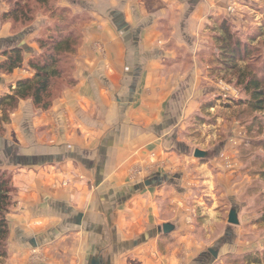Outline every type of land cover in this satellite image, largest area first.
Segmentation results:
<instances>
[{
  "label": "crops",
  "instance_id": "0c3cea01",
  "mask_svg": "<svg viewBox=\"0 0 264 264\" xmlns=\"http://www.w3.org/2000/svg\"><path fill=\"white\" fill-rule=\"evenodd\" d=\"M55 6L85 19L77 23L74 85L45 111L20 101L0 123V172L14 191L5 264H178L176 251L165 255L158 245L174 234L182 257L195 252L185 228L189 174L179 167L191 162L197 137L191 123H203L195 119L216 108L202 109L218 97L210 71L212 4L56 0ZM6 11L0 0V63L3 51L21 48L23 64L0 72V98L33 77L28 61L40 54L35 40L50 24L40 14L13 34L1 20ZM163 224L173 231L163 235ZM197 258L185 264H210L204 253Z\"/></svg>",
  "mask_w": 264,
  "mask_h": 264
},
{
  "label": "rangeland",
  "instance_id": "374dc122",
  "mask_svg": "<svg viewBox=\"0 0 264 264\" xmlns=\"http://www.w3.org/2000/svg\"><path fill=\"white\" fill-rule=\"evenodd\" d=\"M210 3L216 15L211 17L214 64L210 71L216 79V82L212 80L217 89L214 95L218 97L206 99L205 105L214 104L216 108L195 119L203 123H191L197 136L192 147L204 149L209 156L203 162L193 160L191 147V162L179 167L184 175L189 174L184 183L191 191L185 204L189 210L184 215L189 220L185 228L193 235L195 245L190 252L194 249L195 252L182 257L183 244H175L174 234L158 242V250L165 255L176 251L174 254L182 260L178 264L198 259L201 253L208 257L210 264H244L241 256L264 252V224H257L264 210V115L251 113L242 104L247 97L235 84L236 73L223 70L217 63L219 52L215 38L219 35V23L226 21L239 41L250 45L251 55L246 63L264 76V0H210ZM244 67V62L238 64L240 70ZM218 81L231 90L219 89ZM200 163H204L203 168ZM231 210L236 212L237 226L227 224ZM214 217L216 222L210 225ZM49 252L59 260L58 251Z\"/></svg>",
  "mask_w": 264,
  "mask_h": 264
},
{
  "label": "trees",
  "instance_id": "16d2710c",
  "mask_svg": "<svg viewBox=\"0 0 264 264\" xmlns=\"http://www.w3.org/2000/svg\"><path fill=\"white\" fill-rule=\"evenodd\" d=\"M1 1L7 6L1 20L10 24L12 33L30 26L39 14L50 19L47 29L41 31L35 40L40 54L28 61V67L34 71L33 77L17 81L13 92L0 98V123H6L9 114L17 108L20 101L30 100L35 108L45 111L63 88L74 85L70 72L72 57L80 43L77 23L85 19L66 9L57 8L56 0ZM218 31L219 35L215 38L219 52L218 65L227 72L236 73L235 84L247 97L242 102L246 109L251 113L264 115V76L255 72L253 65L246 63L251 55L250 45L241 43L224 20L219 23ZM1 55L4 58L0 63L1 73L11 74L22 67L21 48L5 50ZM243 62L245 67L240 70L238 64ZM210 106L212 105H204L202 109H208ZM13 192L10 176L0 172V264H5L9 257L6 216L14 206ZM260 223L264 224V210L257 219V224ZM240 259L244 264H263L264 252H252L241 256Z\"/></svg>",
  "mask_w": 264,
  "mask_h": 264
},
{
  "label": "water",
  "instance_id": "95a60500",
  "mask_svg": "<svg viewBox=\"0 0 264 264\" xmlns=\"http://www.w3.org/2000/svg\"><path fill=\"white\" fill-rule=\"evenodd\" d=\"M192 156H193L194 159H197V160H200V161H204V160H206V158H208L209 154L206 151H202L200 149H194L193 153H192ZM227 224L228 225H232V226H237L238 225V219H237V216H236V212L234 210H231L228 213ZM173 229H174V227L172 225L163 224L161 226L160 230H161L163 235H167L170 232H172Z\"/></svg>",
  "mask_w": 264,
  "mask_h": 264
},
{
  "label": "built area",
  "instance_id": "2783aa9c",
  "mask_svg": "<svg viewBox=\"0 0 264 264\" xmlns=\"http://www.w3.org/2000/svg\"><path fill=\"white\" fill-rule=\"evenodd\" d=\"M218 88L221 89L222 91H228L231 90L226 84H224L222 81H218Z\"/></svg>",
  "mask_w": 264,
  "mask_h": 264
}]
</instances>
